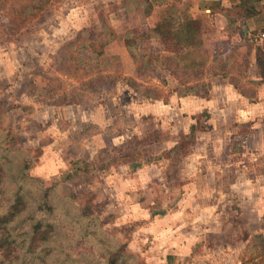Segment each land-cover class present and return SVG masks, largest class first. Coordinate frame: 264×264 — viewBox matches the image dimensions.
Listing matches in <instances>:
<instances>
[{"label": "rangeland", "instance_id": "1", "mask_svg": "<svg viewBox=\"0 0 264 264\" xmlns=\"http://www.w3.org/2000/svg\"><path fill=\"white\" fill-rule=\"evenodd\" d=\"M38 1L0 0V153L14 171L30 163L26 174L54 189L57 208L46 216L57 228L46 243L31 234L36 207L12 225L20 258L43 264L49 247L45 264H112L118 252L116 264H264V146H254L242 118L176 98L182 81L191 87L203 73L191 83H206L199 97L209 96L208 69L183 70L178 83L161 43L124 46L127 31L147 32L148 19L176 13L174 2L49 0L33 19L24 9ZM112 33L101 52L80 46L97 48ZM134 137L151 141L134 159L146 166L135 170L127 158L105 167ZM83 164L92 170L67 178ZM16 192L8 173L1 213Z\"/></svg>", "mask_w": 264, "mask_h": 264}, {"label": "crops", "instance_id": "2", "mask_svg": "<svg viewBox=\"0 0 264 264\" xmlns=\"http://www.w3.org/2000/svg\"><path fill=\"white\" fill-rule=\"evenodd\" d=\"M158 2V7H166L164 0ZM169 2H174L175 16L180 20L174 33L182 50L173 53L174 65L178 68L174 78L178 83L183 70L185 72L195 69L209 70L217 58L231 62L230 67L233 69L227 74L214 75L209 72L208 76H205L209 84L207 85L209 96L199 97L200 95L193 94L181 96L177 89L176 98L195 99L198 101L199 113L206 111L213 116L233 115L242 118L243 124L250 126L253 131L254 146H264V78L260 76L256 63L257 47L264 48V45L253 41L255 35L264 31V1L255 2L258 13L251 17L230 16V10L239 6L241 0H169ZM201 75L194 80L201 78ZM191 82L187 81V86H193ZM160 99L159 101H162ZM179 186L182 187V182ZM152 195L146 194L147 197L142 204L150 205Z\"/></svg>", "mask_w": 264, "mask_h": 264}, {"label": "trees", "instance_id": "3", "mask_svg": "<svg viewBox=\"0 0 264 264\" xmlns=\"http://www.w3.org/2000/svg\"><path fill=\"white\" fill-rule=\"evenodd\" d=\"M48 1L49 0H39L37 3L26 7L24 11L28 13V15L31 18L34 19L42 12L43 10L42 8L45 6V4L48 3ZM261 1L264 0H241L239 6L232 8L230 10V16L233 17L242 16V15L247 17L255 16L258 13V11L254 4L255 2H261ZM131 2L134 3L135 1L131 0ZM147 21L149 24L147 32L138 34L136 33L135 30V31H127L125 33L124 46L125 48H127V50H131L133 47H139L145 45L147 41H157L161 43L162 47L160 48V50H163L167 53L173 54V53H178L182 50L180 43L176 40V37L172 33V31L175 30L180 24V20L175 16L174 12L168 13L166 14V16L162 17V20L160 22V24H162L161 27H159L160 24L157 25L152 24L151 19H148ZM81 35H83V33H81L80 36ZM114 38H115V34L113 33L110 34V36H107L104 40L99 41L97 48L94 49L91 46L90 47L86 46L87 44H85L84 46L82 44L80 46L84 47L85 49H89V51H92L93 53L95 51L96 53H98L103 50L104 46L109 45V43L112 42ZM90 42L92 43V40H90ZM79 61L87 64V60L83 57H79ZM256 63L259 69L260 76L264 78V48L262 47H257ZM230 64L231 62L227 61L224 58H217L213 62V65L209 69V72L214 75H218V74L223 75V73L227 74L229 71L232 70ZM95 67L96 66L91 67L89 68V70L95 69ZM83 70L85 71L86 69L84 68ZM130 82L134 83L133 81ZM182 82L183 83L180 84V89H178V94L181 96H185L188 94L199 96V92H198L199 86L206 88L205 83L184 88L182 85H184L185 83L184 81ZM132 85L134 88H136L135 84ZM14 108H18V107L14 106ZM195 130L196 127L191 126V134H194ZM158 140L159 139L155 141L161 142ZM136 141H138V138L136 137H134L131 141H128V143L125 144L123 150L124 152L120 154L119 157L111 158L109 162H105L104 160L101 159V156H98L97 161L99 162L98 159L102 160L101 162H104L105 167L109 168L111 166L120 163L123 159L130 158L133 159L132 160L133 162L132 164H134L132 165L133 169L136 170L141 168L145 163H142L143 161L138 163L135 161L136 163H134V159L144 157L145 152H147V150L145 149H147V147L151 145V141L140 140V142L138 143H136ZM177 147L178 146L168 151L167 155H171V153L174 151L176 152ZM1 150H3V152L5 151L4 149ZM2 153H0V185L3 184V180H5L6 175L9 173L11 174V178L13 179L14 184L17 186V188L20 189L21 192H16L14 194V198L10 201L8 208L4 213L0 212V264H16V260H20L19 263L17 264H27L25 260H22L20 258L19 253H17V249L22 247L21 245H19L17 240L13 238L12 229L14 228H12V225L16 221L18 222L22 218V216L26 212H28L30 208L36 207V210H34L33 214L28 213L31 219H33L36 222L35 225L32 227L31 234L33 233L38 238L40 244L48 242L57 229L54 223L50 222L48 218H46V216L48 215L57 213L56 211L57 208L50 199L52 197V191H54V189L52 187L50 188L43 187L42 182L38 178H32L28 174H26V172L30 170L31 164L25 162L22 159L17 163V165H20V168L14 171L13 170L14 161L10 159V157L2 156ZM107 158L109 157L106 156L105 160ZM7 166L10 167L7 168ZM82 166H76L73 172L70 175H68L67 178H71L73 177V175H77L79 172H81L82 169L85 171L92 170L89 164H83ZM92 168L94 169V167ZM29 200L33 201L32 206ZM76 209H78L79 212H81V209L79 208ZM37 213H43V215L45 216L36 217ZM69 215L67 217H69ZM155 215L156 216L161 215V213H155ZM44 226H46L47 229L45 231H41V229ZM257 238H259L264 243V240L260 236H258ZM48 248L49 247H45V250H48V252H50L51 248L50 250ZM28 252H32V250L29 249ZM47 253H45V255L41 256L40 258L43 264L46 263V259L44 257L47 255ZM262 254L264 253H260L257 256H262ZM120 256H121L120 252L114 253L111 258V263L116 264L118 262V259H120ZM257 256L255 255L253 258L256 259Z\"/></svg>", "mask_w": 264, "mask_h": 264}, {"label": "built area", "instance_id": "4", "mask_svg": "<svg viewBox=\"0 0 264 264\" xmlns=\"http://www.w3.org/2000/svg\"><path fill=\"white\" fill-rule=\"evenodd\" d=\"M253 41L259 42L264 45V31H261L255 37H253Z\"/></svg>", "mask_w": 264, "mask_h": 264}]
</instances>
